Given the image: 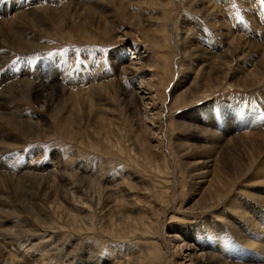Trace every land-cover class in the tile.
I'll use <instances>...</instances> for the list:
<instances>
[{
	"label": "rangeland",
	"instance_id": "374dc122",
	"mask_svg": "<svg viewBox=\"0 0 264 264\" xmlns=\"http://www.w3.org/2000/svg\"><path fill=\"white\" fill-rule=\"evenodd\" d=\"M33 1L0 0V264H189L175 225L223 210H196L177 122L210 101L264 119V0ZM35 75L62 90L48 110L28 95Z\"/></svg>",
	"mask_w": 264,
	"mask_h": 264
},
{
	"label": "bare ground",
	"instance_id": "6f19581e",
	"mask_svg": "<svg viewBox=\"0 0 264 264\" xmlns=\"http://www.w3.org/2000/svg\"><path fill=\"white\" fill-rule=\"evenodd\" d=\"M20 8L21 7L18 6V9ZM34 10L35 9L30 12L28 11L27 13L15 12V14L11 16L12 24L15 25L17 22V20L14 21V19H18V22L20 20L19 18L30 20ZM0 19H2L1 22L5 20L1 17ZM8 27L10 28L9 25ZM8 31H10V29ZM12 33L15 32L12 31ZM16 44L18 45V43ZM117 53L120 62L125 63V59L128 57L125 56L124 49L122 50L121 48V50ZM132 54L134 55L131 56L132 58H136L138 55H136V52H132ZM202 54L204 55L206 53ZM144 56L137 57V60L140 61L138 64L142 61V65H151V63H153L151 59L152 57L147 56L148 58H145ZM38 63L40 64H36L34 68L37 71H39L40 66H52H47L46 68L43 67L40 72L43 73L47 71L44 76L46 78L50 77L51 81H54L52 78H54L53 74H57V67L49 60H40ZM135 66V62H130L125 65V69L128 68V71H131L135 68L136 70L137 68ZM259 74H262V77H264V72ZM233 75H231L232 78ZM237 77L239 76L237 75ZM37 78L38 77L35 75L34 79L29 81L24 78L23 81H25L27 87L30 88V90L28 89L27 91L29 92L28 95L33 96V99L36 101L40 102L43 100V105L41 106L44 107L45 110H48L51 106H49L47 102L50 103L51 97L55 94L57 95V93L62 90L56 88L55 84L50 86L41 84L44 81L39 83ZM245 79H247V77ZM255 79L256 78H253L249 81L251 83L250 85L248 84V87L255 86L254 84L258 81ZM59 81L61 80H58V82ZM217 81L219 80L217 79ZM145 83L143 82V84H140L143 90H147ZM178 84L180 85V83ZM184 86L181 87L179 96L177 94L178 97L176 96L177 98H174L180 99V95L184 98L186 97V94L190 93V91L188 92V89H186L187 87L184 89ZM238 86H240V84ZM178 88L180 87L177 86V89ZM8 89L9 91L13 90L12 87ZM132 93L134 94L136 92ZM143 93L145 94L146 92ZM174 98L172 97V99ZM2 99H4V97ZM142 99L147 98L145 97ZM132 100L135 101L131 102L134 111L136 113L140 112V110L138 111L140 97L139 99L135 98ZM228 106L222 108L219 104L210 101L197 108V110H192V113H188L189 115L182 118L183 121L177 120V124L181 126L183 131V134L178 135L174 142L178 149L176 151H179L181 156L179 163H181L180 166H182V170H184L186 176L189 178L190 197L194 200V195L198 194L196 197L198 199L197 203H199V205H204L196 210L198 213H202V215H205L216 206H221L220 209L222 208L221 211L223 210L219 217L218 215L217 217H205L203 219L200 218L201 220L196 223L193 222L188 223L187 225H175L177 228L175 232L178 234L177 236L179 237V240L175 238V234H172V236H174L172 237V240L175 241L173 247H179L185 252V254H183L185 258H183L188 259L189 264H264V119H261L258 113L253 110L251 111L250 108V110H248L246 107L238 105L233 109H229ZM44 108L42 109L44 110ZM210 109H213L215 114H213V111L211 110V112ZM193 111L198 113L194 112L193 114ZM220 111L222 113L225 112V114L221 115ZM14 112L18 113L17 110H14ZM226 112L229 113L226 114ZM6 116L10 117L9 115H6V113L4 116L1 114V117L4 119ZM2 118H0V120ZM149 119H151L150 121L152 122V127H156V124H154V116ZM37 126L39 125L37 124ZM152 129V132L156 131V128ZM52 154L55 155L57 162L61 161L60 158L59 161L56 152H53ZM242 178L247 179V185L245 186L244 191H237V189L233 188V186L231 188L228 186L229 188L224 190L228 183L236 181L235 184H238L237 181ZM235 189L238 198L232 200L229 199L230 201L227 202L228 195ZM225 200L226 205L223 204ZM195 201L196 200H194V202ZM237 216L240 219H236Z\"/></svg>",
	"mask_w": 264,
	"mask_h": 264
},
{
	"label": "snow or ice",
	"instance_id": "6c2138e0",
	"mask_svg": "<svg viewBox=\"0 0 264 264\" xmlns=\"http://www.w3.org/2000/svg\"><path fill=\"white\" fill-rule=\"evenodd\" d=\"M49 55H53V53H49Z\"/></svg>",
	"mask_w": 264,
	"mask_h": 264
}]
</instances>
